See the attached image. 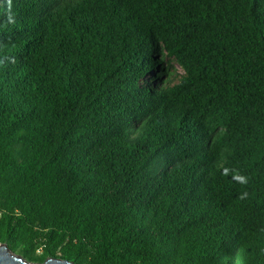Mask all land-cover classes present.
Masks as SVG:
<instances>
[{"label": "trees", "instance_id": "trees-1", "mask_svg": "<svg viewBox=\"0 0 264 264\" xmlns=\"http://www.w3.org/2000/svg\"><path fill=\"white\" fill-rule=\"evenodd\" d=\"M0 243L264 264V0H0Z\"/></svg>", "mask_w": 264, "mask_h": 264}, {"label": "water", "instance_id": "water-1", "mask_svg": "<svg viewBox=\"0 0 264 264\" xmlns=\"http://www.w3.org/2000/svg\"><path fill=\"white\" fill-rule=\"evenodd\" d=\"M0 264H32L20 255L11 251L6 244L0 243ZM41 264H75L67 258L49 256L44 263Z\"/></svg>", "mask_w": 264, "mask_h": 264}, {"label": "rangeland", "instance_id": "rangeland-1", "mask_svg": "<svg viewBox=\"0 0 264 264\" xmlns=\"http://www.w3.org/2000/svg\"><path fill=\"white\" fill-rule=\"evenodd\" d=\"M164 64L167 74L170 75L169 78L171 82H176L179 76L183 73V68L173 58L170 57L165 58ZM149 74L150 76L152 75L151 73ZM16 254L19 255L18 253ZM32 264H38V263H32Z\"/></svg>", "mask_w": 264, "mask_h": 264}]
</instances>
